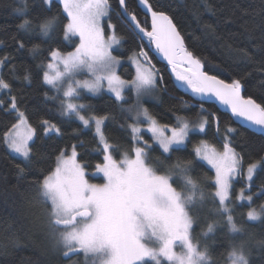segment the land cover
I'll return each instance as SVG.
<instances>
[{"label": "snow or ice", "instance_id": "1", "mask_svg": "<svg viewBox=\"0 0 264 264\" xmlns=\"http://www.w3.org/2000/svg\"><path fill=\"white\" fill-rule=\"evenodd\" d=\"M36 2L47 8L42 9L43 15L33 17L35 26L28 19H23L17 27L28 31V34L42 33L50 37L45 49L47 63L37 65L40 69L38 80L54 92L53 95L45 93V96L58 102L59 116L68 121L78 120L83 128L93 131L95 151L101 156V162L94 165L86 161L82 163L77 151L80 145L71 144L68 146L70 154L67 149L59 151L47 169H36V177L29 179L28 173L36 156L33 141L38 138V131L29 123L25 113L18 111L17 97L10 96V110L17 111V122L2 134L0 143L23 157V162L15 165L16 174L34 190L31 200L43 217L53 251L67 264H72L73 257L80 255L95 258L96 264H209L208 249L201 251L199 244L194 242L198 220L191 214L197 205L203 206L205 189L189 173L202 166L200 161L211 166L214 171L211 176L204 177V183L216 205L214 211L225 217L224 224L230 233L243 236L245 229L234 222L232 213L235 208L230 205L244 201L251 205L256 193H245L251 190L254 173L264 161L247 164L245 187L240 188L233 198L235 181L244 173L243 154L233 147L231 139L237 130L226 128L221 133L220 118L211 112H208L211 120L203 116L201 113L208 110L202 104L198 105L201 112L196 113L198 123L193 120L190 125L189 118L175 115L172 117L175 125L160 123L158 114L146 107L145 101L162 103L161 97L154 93H167L168 86L151 63V47L148 51L140 48L135 56L120 52L123 44L116 34V25L111 23V0ZM117 3L120 9L117 16L134 27L141 43L154 46L167 59L175 80L181 82L183 88L190 89L201 100L214 97L229 107L233 117L258 126L264 132V104L251 96L245 98L239 79L228 83L204 71L201 60L188 51L184 37L171 16L154 9L149 0H140L144 6L143 19L148 24L144 27L136 12L129 13L126 0H117ZM57 7L58 11L53 12ZM14 11L21 16L27 15L22 8ZM41 19L43 23H39ZM33 27L35 33L30 31ZM58 27L59 45L54 35ZM207 27L212 28V25ZM17 46L18 49L25 47L22 41H17ZM39 47L34 45L32 51ZM128 61L135 65L131 79L121 75ZM4 63L5 60H0V66ZM44 69L53 70V74ZM78 76L82 79H76ZM24 79L32 82L28 76ZM11 88L10 83L0 78V90L11 91ZM88 93L93 98L105 100L110 106L103 115L93 114L98 109L90 101L72 102L85 100ZM129 99L133 102L128 103ZM3 104L4 101L0 100V105ZM117 106L127 113L126 120L133 121L120 125L130 144L120 159L114 156V153H120V145L111 143V137L105 132L108 123L114 119L110 115L112 108ZM160 119L164 116L161 115ZM38 126L41 136L61 134V128L49 119L39 120ZM208 128L220 136L222 150L200 141L193 145L191 159L177 156L176 164L164 167L165 160L171 159L180 146L191 142L193 129L207 135ZM147 133L151 134V143L144 139ZM155 146L162 149L161 156L168 154L164 160L160 157L153 159L150 155L156 150ZM89 167L95 169L91 174ZM96 174L102 176L103 183L90 181L89 175ZM181 181L187 194L174 187ZM260 207L264 210V204ZM246 218L259 221L261 214L250 209ZM214 231L210 224L208 232ZM245 247L244 242L231 245L228 253L230 264H249ZM177 248L182 250L180 254Z\"/></svg>", "mask_w": 264, "mask_h": 264}, {"label": "trees", "instance_id": "2", "mask_svg": "<svg viewBox=\"0 0 264 264\" xmlns=\"http://www.w3.org/2000/svg\"><path fill=\"white\" fill-rule=\"evenodd\" d=\"M149 2L154 9L165 11L172 17L184 37L188 51L201 60L207 73L229 83L239 79L243 86V95L246 98L251 96L258 103L264 104V0H149ZM126 3L129 13L136 12L142 26L148 27L144 22V12L139 7L138 0H126ZM111 4L113 7L111 21L116 25V33L123 44L120 52L130 56L140 48L148 51L150 45L146 42L141 43L139 35L129 23L117 16L120 10L117 0H111ZM15 8L25 9L27 15L21 16L14 11ZM44 8L47 6L37 3L36 0H0V60H5L0 70V78L12 85L11 91H5L0 97V100L4 101V104L0 105V137L17 122V111L10 110L9 102L10 96L15 95L18 110L25 113L29 123L37 127L38 131V138H34L33 141L36 156L33 157V168L28 173L29 179L36 177V169H47L59 151L67 149L70 152L68 146L71 144L80 145L77 151L80 153L78 158L82 163L86 161L94 165L101 162L100 154L95 151L93 131L83 128L78 120L68 121L67 118L59 116L58 102L45 96V93L53 95L54 92L49 91L50 86L42 85L38 80L40 69L37 65L41 62L47 63L45 49L48 47L49 39H45L40 33L28 34V31L17 27L23 19H28L35 26L36 21L33 17L43 15ZM52 11L57 12L58 7ZM50 16L51 13L48 18ZM39 23H43V19ZM207 25H212V28H208ZM30 31L35 33V27ZM54 35L59 45V27ZM17 41H22L25 47L18 49ZM34 45L40 46L35 52L32 51ZM6 57L9 59H5ZM149 57L163 76L164 84L168 86L167 93L161 91L154 93L161 97L162 103L155 100L145 101V106L154 114H158L157 119L160 123L175 125L176 121L172 118L174 115L189 118V122L198 121L196 113L201 112L198 105L202 104L203 108L208 110L201 113L203 116L211 120L208 116V112H211L220 118L221 133H224L226 128L237 130L231 139L233 147L243 154L244 173L243 180L235 181L233 192L235 198L236 192L245 187L247 164L264 161V136L235 123L227 111L219 109L214 103L201 100L190 90L179 89L173 83L169 66L159 62L151 51ZM133 71V66L125 62L121 75L131 79ZM26 76L31 79V83L24 79ZM81 101L82 103L90 101L94 104L98 109L93 113L95 115H103L110 107L105 100L93 98L91 93ZM132 102L133 99H129L128 103ZM110 115L114 119L108 123L105 132L111 137V143L120 145V153H114V156L120 159L121 153L128 151L130 147L126 139L127 133L121 130L120 125L133 121L126 120L127 113L122 112L118 106L112 108ZM161 115L164 119H160ZM41 119H49L57 124L61 128V134L39 135L38 121ZM207 133L204 135L199 131H192L191 142L180 146L171 159L165 160L164 167L176 164L177 156L191 159L193 145H198L200 141L221 148L220 136L214 134V129L208 128ZM150 135V133L144 135V139L149 143ZM155 148L150 155L153 159L160 157L164 160L168 154L161 156L162 149L158 146ZM22 162L23 158L11 154L7 145L0 143V264H67V261L52 249L43 217L31 200L35 194L34 190L16 174L15 165ZM199 164L202 166L189 173L192 179L205 189L203 206L197 205L191 213L198 220V226L193 234L194 242L199 244L200 250L208 249L211 258L209 264H230L228 253L231 251V245L241 242L246 245L245 254L248 256L249 264H264V210L260 207L264 204V164L257 168L251 181V190L245 193L246 195L256 193L251 205L247 201L230 205L235 208L232 213L234 222L238 227L245 229L243 236L230 233L224 224L225 217L215 213L216 205L208 195L210 189L204 183V177L211 176L214 170L201 161ZM88 171L91 174L95 169L89 167ZM89 179L95 183L103 182L102 177L94 175H89ZM182 184L181 181L174 186L187 194ZM250 209H255L261 214L259 221L247 220L246 213ZM210 224L215 228L214 232H208ZM72 264L96 262L92 258L80 255L73 257Z\"/></svg>", "mask_w": 264, "mask_h": 264}, {"label": "water", "instance_id": "3", "mask_svg": "<svg viewBox=\"0 0 264 264\" xmlns=\"http://www.w3.org/2000/svg\"><path fill=\"white\" fill-rule=\"evenodd\" d=\"M138 5H139V7L142 9V11L144 12V6L140 3V0H138ZM173 22H174V21H173ZM131 27H132V26H131ZM132 28L134 29V27H132ZM150 30H151V29H150ZM134 31L136 32L135 29H134ZM181 35H182V34H181ZM150 47L152 48V50H151L152 55H154V56L156 57V59H157L159 62L164 63V64H166V65L169 66V72H170V75H171V78H172L174 84H175L179 89L187 91L188 89L183 88V87L181 86V82L175 80V74L172 73L171 65L168 63L167 59H166L161 53L157 52V51L155 50L154 46H151V45H150ZM203 70H204V68H203ZM204 71H205V70H204ZM208 74H209V73H208ZM209 75H211V74H209ZM218 78H219V77H218ZM228 83H229V82H228ZM242 95H243V90H242ZM243 96H244V95H243ZM244 97H245V96H244ZM199 98H200V97H199ZM245 98H246V97H245ZM200 99H201V98H200ZM203 101H207V102L214 103L219 109L227 111V112L230 114L231 118L233 119V121H234L235 123L239 124L240 126H242V127H244V128H247L248 130H250V131H252V132H254V133L258 134V135H262V136H264V132H262L261 129H260L258 126H253L251 123H248V122H245V121H243V120H240V119H237V118L233 117V116L231 115V113H230V109H229V107L226 106V105H223V104L220 103L218 100H216L214 97H212V98H207V99H205V100H203Z\"/></svg>", "mask_w": 264, "mask_h": 264}, {"label": "rangeland", "instance_id": "4", "mask_svg": "<svg viewBox=\"0 0 264 264\" xmlns=\"http://www.w3.org/2000/svg\"><path fill=\"white\" fill-rule=\"evenodd\" d=\"M111 23H112V21H111ZM130 25V24H129ZM131 26V25H130ZM42 36H43V34L42 33H40ZM117 34V33H116ZM118 36V35H117ZM45 39H50V37H45V36H43ZM119 37V36H118ZM145 50V49H144ZM146 51V50H145ZM130 56H135V54H132V55H130ZM130 64H131V62L130 61H128ZM151 63L153 64V62H152V60H151ZM132 66H133V68L135 67V65L134 64H131ZM154 65V64H153ZM1 68H2V66H0V70H1ZM155 68L157 69V67L155 66ZM47 71H49L50 72V74H53V70H48V69H46ZM158 70V69H157ZM76 79H82V77H77ZM126 79V78H125ZM188 90H190V89H188ZM5 91H7V90H0V97H1V95H2V93H4ZM191 91V90H190ZM126 95H127V93H126ZM72 102H74V103H82V101L80 100V101H72ZM19 111V110H18ZM82 114H84V115H86L85 113H82ZM87 116V115H86ZM80 122V121H79ZM197 123L199 122V121H196ZM190 123V125H191V123L192 122H189ZM193 131H199V129H193ZM208 143V142H207ZM208 145L209 146H215V145H213V144H210V143H208ZM215 148L218 150V151H220V150H222V148H217L216 146H215ZM9 150V152L11 153V154H13V155H15V156H17V157H20L18 154H15V153H13L10 149H8ZM69 154H70V152H69ZM20 158H23V157H20ZM201 162H203V163H205V164H207V162L206 161H201ZM208 165V164H207ZM209 167H211L210 165H208ZM94 176H96V177H102L100 174H96V175H94ZM237 179H241V180H243V176L242 177H238ZM104 182V181H103ZM102 182V183H103ZM92 183H95V182H92ZM246 184V183H245ZM175 187V186H174ZM179 191V190H178ZM183 193V192H182ZM256 212H258L257 210H255ZM176 251H177V253L178 254H180L181 252H182V250L181 249H179V248H177L176 249ZM201 251H203V250H201ZM82 257H84L83 255H82ZM85 258V257H84ZM92 259H94L95 260V258H92Z\"/></svg>", "mask_w": 264, "mask_h": 264}]
</instances>
